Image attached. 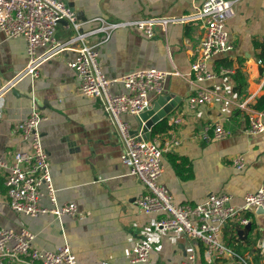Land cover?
Returning a JSON list of instances; mask_svg holds the SVG:
<instances>
[{
    "label": "crops",
    "instance_id": "crops-1",
    "mask_svg": "<svg viewBox=\"0 0 264 264\" xmlns=\"http://www.w3.org/2000/svg\"><path fill=\"white\" fill-rule=\"evenodd\" d=\"M62 1L84 21L96 17L114 21L179 17L205 0ZM237 10L228 23L234 50L216 55L209 62L210 68L218 72L217 61L229 58L232 71L201 82L190 74L202 33L199 22L171 23L166 29L158 26L153 38L132 28L114 30L101 44L103 33L90 37L93 44H98L102 69L111 79L144 68L169 72L162 94L173 95L181 102L164 119L170 125L168 131H173L180 143L165 153L160 181L178 204H197L210 192H227L233 195V203L241 206L248 192L264 186V132L253 134L248 129L250 111L264 114V110L254 107L264 95L263 66L254 47L256 41L264 40V0H241ZM96 25L95 21L87 24ZM55 35L65 41L72 29L59 23ZM47 49L41 48L39 53ZM75 55L69 49L58 52L42 64L38 78L24 76L0 98V157L11 159L16 152L27 149L15 125L29 116L35 99L47 117L41 124L42 140L51 162L57 201L75 202L78 214L57 218L52 214L32 217L16 212L8 201L6 170L0 169V226L15 231L29 229L41 249L55 251L68 244L78 264H133V248L146 234L153 238L150 258L138 264H183L191 253L196 254L197 264H240L229 253L216 254L208 261L201 241L171 230H155V222L164 214H147L136 204L145 187L122 164L121 140L102 101L80 93V78L68 65ZM27 62L26 39L6 37L0 30V85L14 78ZM238 68L246 84L240 85V74L234 77ZM112 88L114 92L125 91L121 83ZM201 88L215 93L214 104L190 108L188 97ZM159 95L151 93L152 103ZM176 118L179 123L174 122ZM124 119L132 129L138 127L135 115L125 114ZM217 124L231 130V134L203 139L205 129L210 128L213 135ZM166 135L167 131L162 133ZM237 155L245 158L242 170L233 165ZM42 203L52 205L48 196ZM255 221L257 227L248 242L237 233V219L227 223L222 240L238 254L249 256L253 264H264V215L255 213Z\"/></svg>",
    "mask_w": 264,
    "mask_h": 264
},
{
    "label": "built area",
    "instance_id": "built-area-1",
    "mask_svg": "<svg viewBox=\"0 0 264 264\" xmlns=\"http://www.w3.org/2000/svg\"><path fill=\"white\" fill-rule=\"evenodd\" d=\"M241 0H205L192 12L179 16H155L138 20L109 21L103 17L82 20L77 12L62 0H0V30L9 38L24 37L27 41L28 62L25 68L0 85V98L14 88L24 76L38 78L42 64L53 58L58 52L69 49L75 51L74 59L68 62L80 78L79 91L88 97L99 98L114 122L122 144V164L144 185L145 191L135 202L147 214L163 213L155 222V230H171L201 241L204 245V257L211 261L213 256L226 253L234 255L240 264H253L243 254L229 248L222 240L223 230L232 219L241 226L251 220L247 214L264 208V186L244 196V203L237 206L233 195L227 192H210L197 204L175 202L173 195L160 179L164 172V155L179 145V138L173 131L145 139L141 133L132 132V127L124 119L125 114L138 115L152 104L151 93L162 94L169 72L157 68H144L131 72L121 78L111 79L102 69L98 44L107 42L114 30L119 28L136 29L145 36L153 38L158 26L166 27L171 23L199 22L202 30L198 52L191 65V76L201 82L214 79L219 74L232 70L221 67L219 72L210 68V60L219 54L234 50L230 39L228 23L236 17ZM67 20L72 35L65 41L56 38V29L61 20ZM95 21L96 26H87ZM103 33L98 44L90 37ZM47 51L39 53L41 48ZM263 66L264 63L260 61ZM177 73V72H176ZM121 83L124 92H114L113 86ZM215 93L201 88L190 95L187 103L190 108L202 104H214ZM29 116L16 123L15 131L28 145L18 151L11 159L0 157V169L6 170L5 184L8 201L18 213L36 217L52 214L57 218L64 215L76 216L78 206L75 202L60 204L56 198L49 154L43 145L41 124L47 117L32 100ZM1 114V112H0ZM264 114L252 110L248 114L249 132H264ZM174 122L179 123L176 118ZM173 122V123H174ZM170 130V129H169ZM206 128L201 134L205 140L223 138L231 130L217 124L214 134ZM237 170L244 169L246 161L243 155L233 158ZM48 196L51 206L42 203ZM36 235L22 227L19 231L0 226V264H78V258L68 244L58 250L41 249L35 245ZM152 236L146 234L133 248L130 260L133 264L149 261L152 250ZM183 264H197L195 253L189 254Z\"/></svg>",
    "mask_w": 264,
    "mask_h": 264
},
{
    "label": "water",
    "instance_id": "water-1",
    "mask_svg": "<svg viewBox=\"0 0 264 264\" xmlns=\"http://www.w3.org/2000/svg\"><path fill=\"white\" fill-rule=\"evenodd\" d=\"M61 23H66L67 20H61ZM180 98L173 95L161 94L153 103L142 111L140 114L135 115L138 120V127L133 128L132 132L135 134L141 133L145 139L151 137V131L156 123L166 118L173 112L180 104ZM256 214L264 215V208L260 207ZM251 221L245 226L239 225L237 227V233L241 239H246L252 230Z\"/></svg>",
    "mask_w": 264,
    "mask_h": 264
},
{
    "label": "trees",
    "instance_id": "trees-1",
    "mask_svg": "<svg viewBox=\"0 0 264 264\" xmlns=\"http://www.w3.org/2000/svg\"><path fill=\"white\" fill-rule=\"evenodd\" d=\"M254 47L256 49H258V52H257L256 55L258 56L260 61H262L264 63V40L261 41V42L260 41H256ZM232 66H233V62L229 58H220L217 61V71L218 72L220 71L221 67L231 68ZM261 71H263V68H261ZM239 74H240V85L246 84V79L244 78L243 71L240 68H238L236 70V72L234 74V77L236 78ZM254 107L257 108L258 110H264V95L261 96L260 98H258L257 103L255 104ZM169 128H170V125L167 123V120L163 119V120L158 122L153 127L152 136H156V135L162 134V133L166 132ZM247 216H248V218H250L253 227H252V230H251L249 236L245 239L246 242L249 241L251 233L257 227L256 221H255V213L254 212H249L247 214ZM240 254H242V253H240Z\"/></svg>",
    "mask_w": 264,
    "mask_h": 264
},
{
    "label": "rangeland",
    "instance_id": "rangeland-1",
    "mask_svg": "<svg viewBox=\"0 0 264 264\" xmlns=\"http://www.w3.org/2000/svg\"><path fill=\"white\" fill-rule=\"evenodd\" d=\"M251 235L254 236V231L251 233ZM244 255H245V254H244ZM245 256H246V255H245ZM246 257H247L248 259H250L249 256H246Z\"/></svg>",
    "mask_w": 264,
    "mask_h": 264
}]
</instances>
